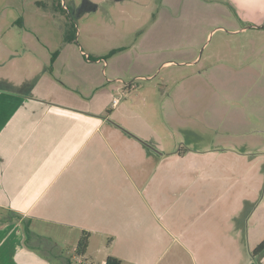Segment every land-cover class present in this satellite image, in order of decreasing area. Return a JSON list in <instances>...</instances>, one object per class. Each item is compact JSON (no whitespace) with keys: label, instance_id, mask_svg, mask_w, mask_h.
Listing matches in <instances>:
<instances>
[{"label":"crops","instance_id":"crops-1","mask_svg":"<svg viewBox=\"0 0 264 264\" xmlns=\"http://www.w3.org/2000/svg\"><path fill=\"white\" fill-rule=\"evenodd\" d=\"M212 5L264 24V0ZM66 38L42 59L0 50V264H264V143L167 155L154 129L110 123L126 115L100 79L111 63L69 52ZM25 221L74 253L87 232L84 262L29 244Z\"/></svg>","mask_w":264,"mask_h":264},{"label":"rangeland","instance_id":"rangeland-1","mask_svg":"<svg viewBox=\"0 0 264 264\" xmlns=\"http://www.w3.org/2000/svg\"><path fill=\"white\" fill-rule=\"evenodd\" d=\"M212 1L0 0V50L23 46L42 59L67 31L75 38L69 52L82 47L91 64L111 63L100 79L126 115L110 123L154 129L167 155L242 151L264 143V24L239 25ZM38 228L30 231L56 232ZM39 242L52 258L77 255L73 246Z\"/></svg>","mask_w":264,"mask_h":264},{"label":"trees","instance_id":"trees-1","mask_svg":"<svg viewBox=\"0 0 264 264\" xmlns=\"http://www.w3.org/2000/svg\"><path fill=\"white\" fill-rule=\"evenodd\" d=\"M61 10H63V9L61 8ZM66 39L68 41H70L71 43L74 42V40H75V38H72V36H70L69 39L68 38H66ZM115 52L116 51H113L111 54H114ZM25 225H26L25 228L27 230V242H29V244L34 243L33 244L34 246L41 248L42 244L39 242V238L43 239V237L35 235L33 232L30 231V221H25ZM89 239H90V235L87 232H84L82 234V236L80 237V240H79V242L77 244V248H76V252H77L78 256L83 257V258L86 256L87 250L89 247ZM34 240H38V241L35 242ZM263 248H264V243L258 249L255 250L254 254L257 255ZM44 253H46V252H44ZM66 264H72V260L68 259ZM106 264H122V262L117 258L108 257V259L106 260Z\"/></svg>","mask_w":264,"mask_h":264},{"label":"built area","instance_id":"built-area-1","mask_svg":"<svg viewBox=\"0 0 264 264\" xmlns=\"http://www.w3.org/2000/svg\"><path fill=\"white\" fill-rule=\"evenodd\" d=\"M62 5V4H61ZM63 8L65 9V10H67V6H66V4L65 3H63ZM83 53V55L86 57V59L87 60H91V58H90V56L88 55V54H86L85 52H82ZM98 62H103L102 60H98ZM119 102H120V98L119 97H116V98H114V100H113V106H116V105H118L119 104ZM78 257V256H77ZM76 257V260L79 262V263H83L84 261L81 259V258H77Z\"/></svg>","mask_w":264,"mask_h":264}]
</instances>
